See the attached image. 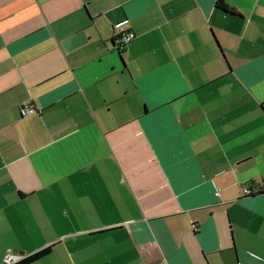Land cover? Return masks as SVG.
Segmentation results:
<instances>
[{
    "label": "crops",
    "instance_id": "1",
    "mask_svg": "<svg viewBox=\"0 0 264 264\" xmlns=\"http://www.w3.org/2000/svg\"><path fill=\"white\" fill-rule=\"evenodd\" d=\"M217 2L0 0V264H264V0Z\"/></svg>",
    "mask_w": 264,
    "mask_h": 264
},
{
    "label": "built area",
    "instance_id": "2",
    "mask_svg": "<svg viewBox=\"0 0 264 264\" xmlns=\"http://www.w3.org/2000/svg\"><path fill=\"white\" fill-rule=\"evenodd\" d=\"M119 28H121V27H119ZM135 39H136V35L134 33L123 32L121 34V36L116 40L117 49L119 51H122L125 48V46L130 44ZM20 111H21V115L23 117L32 116V115H35L38 113V110L36 109V107L31 102H27V103H24L23 105H21ZM258 193H259V191L256 189L245 188V190H244V194L246 196H252V195H256ZM217 196H219V193H217ZM14 263H16V257L13 256L12 254L7 255L5 260H4V264H14Z\"/></svg>",
    "mask_w": 264,
    "mask_h": 264
},
{
    "label": "trees",
    "instance_id": "3",
    "mask_svg": "<svg viewBox=\"0 0 264 264\" xmlns=\"http://www.w3.org/2000/svg\"><path fill=\"white\" fill-rule=\"evenodd\" d=\"M216 6L218 9L222 10L226 14H229L231 16H239L233 8H230L224 2V0H218ZM52 248H53V246L45 248V249H43V250H41V251H39V252L29 256V257H26V258L14 263V264H33V263L47 257L52 252Z\"/></svg>",
    "mask_w": 264,
    "mask_h": 264
},
{
    "label": "water",
    "instance_id": "4",
    "mask_svg": "<svg viewBox=\"0 0 264 264\" xmlns=\"http://www.w3.org/2000/svg\"><path fill=\"white\" fill-rule=\"evenodd\" d=\"M89 39L85 31H81L64 40L62 46L66 52H72L88 43Z\"/></svg>",
    "mask_w": 264,
    "mask_h": 264
}]
</instances>
